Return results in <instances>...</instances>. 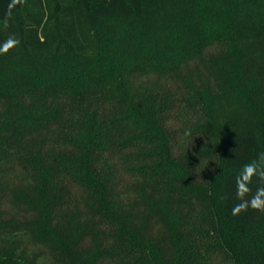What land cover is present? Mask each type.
<instances>
[{
    "label": "trees",
    "instance_id": "obj_1",
    "mask_svg": "<svg viewBox=\"0 0 264 264\" xmlns=\"http://www.w3.org/2000/svg\"><path fill=\"white\" fill-rule=\"evenodd\" d=\"M0 264H264V0H0Z\"/></svg>",
    "mask_w": 264,
    "mask_h": 264
},
{
    "label": "clouds",
    "instance_id": "obj_2",
    "mask_svg": "<svg viewBox=\"0 0 264 264\" xmlns=\"http://www.w3.org/2000/svg\"><path fill=\"white\" fill-rule=\"evenodd\" d=\"M249 172H253L254 169L251 166H246Z\"/></svg>",
    "mask_w": 264,
    "mask_h": 264
}]
</instances>
